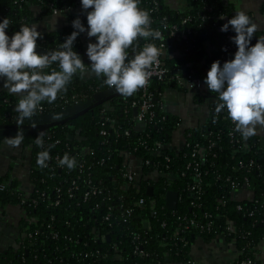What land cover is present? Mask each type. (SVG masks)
Returning a JSON list of instances; mask_svg holds the SVG:
<instances>
[{"label":"trees","instance_id":"16d2710c","mask_svg":"<svg viewBox=\"0 0 264 264\" xmlns=\"http://www.w3.org/2000/svg\"><path fill=\"white\" fill-rule=\"evenodd\" d=\"M77 1L81 0H70L67 5L63 0H0V22L7 17L10 25L6 32L14 34L21 26L28 25L30 6L51 14L54 9L64 10ZM184 2V9L172 10L162 0H140L139 6L150 13L152 29L160 30L163 39L141 38L129 52L138 53L147 43L158 47L167 42L172 27L177 34L167 45L169 55L163 57L168 79L152 82L153 115L147 117L145 124H135L134 110L130 107L132 98L121 95L67 124L46 130L44 148L35 144L38 133L24 136L21 145L30 153L32 191L25 193L19 182L10 178L9 172L0 176V186H3L0 215L7 207H19L23 213L16 224L15 244L0 252V264H189L190 243L194 237L211 241L220 236L232 243L233 237L226 231L228 223L238 234L233 243L238 257L232 264L255 260L261 254L264 142L253 136L245 139L236 132L227 109L216 112L218 93L210 92L204 83L214 61L219 60L222 66L223 62L234 58L237 47L231 38L235 32L231 26L228 32H222L221 27L236 12L231 3L221 0ZM261 12L264 14V6ZM73 20L69 16L67 26L60 33H42L38 46L60 47L75 30ZM82 23L87 28V21ZM85 34L77 37L73 50L84 44ZM261 37H264V29L255 33L251 44L255 45ZM52 67L59 70L57 64ZM176 71L185 74L192 71L193 77L202 81L207 87L210 109L207 122L186 131L187 144L178 152L170 149L169 144L179 126V118L162 109L163 91L178 88L169 79ZM104 79L94 73L86 80L74 76L67 91L61 92L54 103L45 101L41 105L49 108L57 104L53 110L56 111L75 101L84 102L110 88ZM62 96L68 100L66 104L60 103ZM15 107L14 98L0 92V120L6 116L0 124L17 123L19 113ZM49 112L52 111L36 113L34 117ZM211 142L213 146L208 148ZM196 144L202 146L204 152L191 158ZM51 145L55 147L50 149L48 166L38 167V153ZM130 151L141 166L136 184L123 178L124 154ZM65 154L75 158L74 169L59 165ZM200 159H204V163ZM195 174H200L201 178L199 196L191 190ZM232 182L238 189L249 190L252 198L233 200ZM148 187L153 189L150 197L146 196ZM169 191L178 194L173 211L165 208V195ZM85 193H89L87 198H84ZM139 200H143L140 206L136 204ZM192 202L198 206H192ZM247 210H253V215L249 216ZM206 214L211 217L205 218ZM107 215L109 219L105 220ZM183 218L210 224V228L203 232H182ZM262 259L264 261V251Z\"/></svg>","mask_w":264,"mask_h":264},{"label":"clouds","instance_id":"9594fccd","mask_svg":"<svg viewBox=\"0 0 264 264\" xmlns=\"http://www.w3.org/2000/svg\"><path fill=\"white\" fill-rule=\"evenodd\" d=\"M82 10L87 14V28L77 17L72 21L75 29L60 44L58 50L39 54L37 40L43 38L38 25H23L11 37L6 34L10 21L6 17L0 22V80L3 88L20 97L15 111L18 131L15 136L5 137L4 143L18 148L24 140L20 127L26 120L31 121L43 101L54 103L61 92L78 73H94L104 77V83L127 98L149 84L154 66H159L161 49L153 43L144 45L141 51L129 58V49L138 41L161 40L162 33L152 29V19L142 9L140 0H81ZM91 9V11H89ZM59 11L55 17L61 16ZM223 19V15L220 17ZM56 24L50 31H55ZM229 26L235 32L232 41L237 47L234 58L223 63L214 61L207 72L204 83L212 93H218L216 112L227 109L235 131L245 139L264 129V37L251 44L258 31V25L245 11L240 10L221 27L228 32ZM87 33L95 43H88L86 55L90 65H85L81 56L74 51V42L81 33ZM226 51V49H222ZM57 64L59 70L52 65ZM60 118L59 116L56 117ZM35 128V126L33 127ZM38 133L35 144L44 148V136ZM49 146L37 155V165L48 166L51 159ZM61 167L74 169V157L65 154L59 160Z\"/></svg>","mask_w":264,"mask_h":264},{"label":"crops","instance_id":"0c3cea01","mask_svg":"<svg viewBox=\"0 0 264 264\" xmlns=\"http://www.w3.org/2000/svg\"><path fill=\"white\" fill-rule=\"evenodd\" d=\"M69 1L70 0H63V2H65L67 5H69ZM162 1L172 10H182L186 6L184 0ZM221 1L223 3H231L235 9V12L243 10L246 12V14H250L249 17L254 23L258 25V31L264 29V14L261 12V8L264 6V0ZM67 7L69 8L65 9V12H60L63 15L55 17V14L53 13L45 14L44 11H40L39 8L30 6L31 18L28 20L27 24L28 26H31L34 23L37 24L38 31L41 33H60L67 26L69 16H72L73 19L79 17L82 22L87 21V14L82 10L81 1H77L76 3ZM89 11H91V9H89ZM56 21L57 24L55 31H50L49 29L53 24L56 23ZM84 38H86V40H82L88 42L89 38L87 37V33L85 34ZM168 55L169 53L166 52V54H164V58ZM92 74L93 73L89 71L83 75L78 73L75 76H78L81 80H86L87 78L91 77ZM0 92L11 95L15 100V104H18L20 97L3 88L2 80H0ZM206 93L207 87L205 86H202L200 89H196L189 85H183L177 89L166 88L163 91V111L171 115H175L179 118L180 122L178 128L174 131L171 138V143L169 144L170 149L173 151L178 152L182 149L185 143L186 131L204 124L210 118V109L208 106V98ZM253 137L264 142V129L258 128L257 134ZM3 141H0V176H3L9 172L10 178L12 180H17L20 184V188L28 194L32 191V185L30 184L29 180L30 153L28 150L23 149L21 145L18 148H12V154L9 155L7 149L3 145L1 146ZM15 160H18L16 165L14 164ZM11 163H13V165H11ZM231 197L233 200L243 201L250 197V193L234 192L231 194ZM22 214L23 213L19 207H7L3 214L0 215V252L6 249L8 246H14L15 240L18 237L16 224ZM237 257L238 252L235 245L231 242H227L220 236L211 241H205L201 237H194L190 243L189 259L191 262L189 264H232ZM165 264L187 263L166 262Z\"/></svg>","mask_w":264,"mask_h":264},{"label":"built area","instance_id":"2783aa9c","mask_svg":"<svg viewBox=\"0 0 264 264\" xmlns=\"http://www.w3.org/2000/svg\"><path fill=\"white\" fill-rule=\"evenodd\" d=\"M69 7H67L66 9H68ZM57 11L59 12H65L64 10H57L54 9L52 11L53 14H55ZM160 31V30H159ZM161 32V31H160ZM162 33V32H161ZM177 37L176 34V28L172 27L170 28L169 31V37L167 42L164 43H160L158 45V48L161 49V52L163 53V55H161L160 57V62H159V66H154L152 71V76L150 77L149 80V84L143 88L139 90V93H135L134 95L131 96L132 100L130 102V107L136 111V114L134 116L133 121L135 122L136 125H142L146 123L147 117L149 116V118L152 117L153 112H152V108H153V103L150 100L151 98V92H150V88L152 85L153 81H157V82H163L165 80L168 79L167 77V69L164 67L163 65V57L164 54H166V50H167V45H169L170 42H172L173 40H175ZM95 43L96 40L95 38L93 39H89L88 42H84V45H88V43ZM168 43V44H167ZM136 53V52H135ZM224 63V62H223ZM171 81L175 82L176 85L180 88L183 85H189L193 88L196 89H200L202 86H204V84L202 83V81L199 78H195L193 77V73L192 71H189L188 74H185L183 71L181 73V71H176L175 75L169 78ZM74 99V97H73ZM68 102V100L65 97H60V103L61 104H66ZM78 101H75L73 104H77ZM57 107V104L51 105L49 106V108L45 107V106H40V108L37 110L36 113L39 114H43L46 111H53L55 108ZM3 118L6 119V116H4ZM3 118H1V122H3ZM106 121H109L108 119H105ZM16 124V123H14ZM0 125H4V124H0ZM101 134H105L104 131H101ZM128 132L125 131L124 135H127ZM187 143H185L186 145ZM213 146V143L211 142L210 145L208 146V148H211ZM136 149H133V151H135ZM204 152V148L198 144H196L195 146L192 147L191 150V158H196L199 155L203 154ZM202 157V156H201ZM202 163H204V159H200ZM190 167V165L188 166ZM140 161L134 157V155L132 154V152H128L124 154V160L122 163V169H123V178L128 181L129 183H133L136 184L137 180L140 177ZM197 172V170H196ZM159 174H162L161 172H159ZM193 182H194V186L191 188V190L197 195L199 196L202 192V185H201V178H200V174H195V177L193 178ZM74 184V183H73ZM3 186H0V189H2ZM231 194H233L234 192H249V190H247L246 188H239L237 187V185L232 182L231 183ZM92 192L95 193L96 190L92 189ZM250 193V197L247 198L246 200H250L252 198V194ZM89 196V193H85L84 198H87ZM143 200H139L136 204L137 205H142ZM192 206H198L197 204H195L194 202L191 203ZM237 209L240 210L241 208L239 206H237ZM247 214L249 216L253 215V210H247ZM210 215H205V218H210ZM109 219V215H107L105 217V220ZM183 229L182 232H191V230H197L199 232H203V231H208L210 228V224L207 225H203V224H199L198 222H196L194 219L186 221V219L183 218ZM257 222V221H255ZM226 231L228 233V235H230V237H233V241L232 243H234V239L235 237L238 235L236 234V232H234V228L233 225L231 223H228L227 227H226ZM259 249L261 250V254L258 255L256 257L255 260H251V259H245L242 260L240 262V264H263L264 261L262 259V252L264 251V241L261 243ZM191 262V261H190Z\"/></svg>","mask_w":264,"mask_h":264},{"label":"water","instance_id":"95a60500","mask_svg":"<svg viewBox=\"0 0 264 264\" xmlns=\"http://www.w3.org/2000/svg\"><path fill=\"white\" fill-rule=\"evenodd\" d=\"M6 34L11 37L13 34L6 32ZM59 47H49L44 48L42 46H38L36 51L39 54H46L48 51L58 50ZM87 46L84 44L79 45L74 51H76L82 58L85 65H90V60L86 55ZM135 52H129L130 57L132 58L135 55ZM121 96L119 93L115 91L114 88H109L105 91L94 94L92 98L82 102H78L77 104H73L71 106L65 107L60 110L52 111L44 115H40L38 117L32 118L31 121L26 120L23 125L20 127L23 130L24 136L29 134L39 133L41 131H46L55 126H61L67 124L84 114L88 111L93 110L95 107L106 103L107 101ZM136 111L134 110V115ZM59 116L60 118H56ZM35 126V128H33ZM18 131L17 123L16 124H4L0 125V141H3L5 137L15 136ZM152 187H148L146 189V196L150 197L152 195ZM178 202V194L177 192L169 191L165 195V208L169 211H173L176 209V205Z\"/></svg>","mask_w":264,"mask_h":264},{"label":"rangeland","instance_id":"374dc122","mask_svg":"<svg viewBox=\"0 0 264 264\" xmlns=\"http://www.w3.org/2000/svg\"><path fill=\"white\" fill-rule=\"evenodd\" d=\"M4 146L6 149H7V151L9 152V155H11L12 154V148H10L9 146H7L5 143H4V141H3V143L1 144V146ZM17 162H18V160H15L14 161V164L16 165L17 164ZM11 165H13V163H11ZM14 167V166H13ZM3 223V222H2ZM6 227V226H5ZM5 227H4V229H5ZM3 229V230H4Z\"/></svg>","mask_w":264,"mask_h":264}]
</instances>
